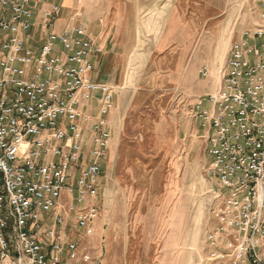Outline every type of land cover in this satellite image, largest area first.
<instances>
[{
    "label": "built area",
    "instance_id": "2783aa9c",
    "mask_svg": "<svg viewBox=\"0 0 264 264\" xmlns=\"http://www.w3.org/2000/svg\"><path fill=\"white\" fill-rule=\"evenodd\" d=\"M33 2L0 0V264L88 263L79 239L95 237L101 214L114 88L92 80L103 49L79 14L57 32L60 9L37 20ZM260 8L261 24L232 43L218 88L192 110L216 183L212 264H264V0Z\"/></svg>",
    "mask_w": 264,
    "mask_h": 264
},
{
    "label": "rangeland",
    "instance_id": "374dc122",
    "mask_svg": "<svg viewBox=\"0 0 264 264\" xmlns=\"http://www.w3.org/2000/svg\"><path fill=\"white\" fill-rule=\"evenodd\" d=\"M91 1L108 23L105 45L90 37L103 49L92 80L114 88L112 147L96 235L79 239L90 262L62 264H212L216 183L192 110L232 43L261 24L262 0Z\"/></svg>",
    "mask_w": 264,
    "mask_h": 264
},
{
    "label": "crops",
    "instance_id": "0c3cea01",
    "mask_svg": "<svg viewBox=\"0 0 264 264\" xmlns=\"http://www.w3.org/2000/svg\"><path fill=\"white\" fill-rule=\"evenodd\" d=\"M50 5H55L60 9V16L58 20H61L64 25L63 27L71 22L76 14H79L77 22H79L84 28H86L91 37L96 36L101 40L100 43H103V45H105L103 36L105 35V29H107L108 26L107 18L106 16L101 17L102 12L98 11L101 8L92 4L91 0H34L32 6L34 7V12L37 20H42L43 11L46 10ZM39 35L40 34L38 33L37 36L39 37ZM255 43L257 42L251 41L252 45H255ZM227 53H229V50L227 51ZM226 57H228V54H226ZM218 86L219 80L215 78L213 86L211 88L205 89L204 92L199 96L197 95V97L213 93ZM195 123L197 125L198 122L196 121Z\"/></svg>",
    "mask_w": 264,
    "mask_h": 264
},
{
    "label": "bare ground",
    "instance_id": "6f19581e",
    "mask_svg": "<svg viewBox=\"0 0 264 264\" xmlns=\"http://www.w3.org/2000/svg\"><path fill=\"white\" fill-rule=\"evenodd\" d=\"M100 219V218H99ZM97 227V226H96Z\"/></svg>",
    "mask_w": 264,
    "mask_h": 264
}]
</instances>
